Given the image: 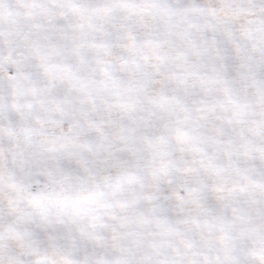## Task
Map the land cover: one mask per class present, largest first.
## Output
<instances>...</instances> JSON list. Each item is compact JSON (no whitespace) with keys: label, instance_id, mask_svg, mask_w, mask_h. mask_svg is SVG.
Wrapping results in <instances>:
<instances>
[{"label":"snow or ice","instance_id":"1","mask_svg":"<svg viewBox=\"0 0 264 264\" xmlns=\"http://www.w3.org/2000/svg\"><path fill=\"white\" fill-rule=\"evenodd\" d=\"M0 264H264V0H0Z\"/></svg>","mask_w":264,"mask_h":264}]
</instances>
